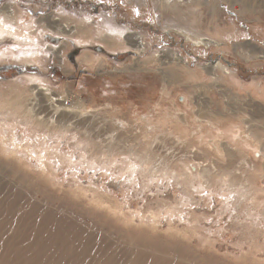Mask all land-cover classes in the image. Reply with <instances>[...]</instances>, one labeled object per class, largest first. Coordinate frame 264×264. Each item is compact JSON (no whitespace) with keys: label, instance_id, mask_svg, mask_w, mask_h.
Here are the masks:
<instances>
[{"label":"rangeland","instance_id":"rangeland-1","mask_svg":"<svg viewBox=\"0 0 264 264\" xmlns=\"http://www.w3.org/2000/svg\"><path fill=\"white\" fill-rule=\"evenodd\" d=\"M235 3L238 10L229 0H0L21 35L0 38V264H264V147L231 133L241 128L248 138L249 130L264 144V0ZM50 14L92 26L89 40H67L61 64L47 49L62 39L37 26ZM109 26L140 35L145 52L102 45ZM176 30L218 44L196 45ZM169 51L194 77L151 60ZM218 62L229 74L207 73ZM36 87L72 110L81 101L112 126L133 124L127 150L153 151L155 160L134 173L130 155L95 156L84 129L28 119ZM182 118L192 119L189 142L146 145L163 132L172 139L167 124ZM221 145L232 159L219 156ZM182 159L193 172L212 169L210 185L186 181ZM165 162L172 172L158 173ZM233 175L245 197L229 191Z\"/></svg>","mask_w":264,"mask_h":264},{"label":"bare ground","instance_id":"bare-ground-1","mask_svg":"<svg viewBox=\"0 0 264 264\" xmlns=\"http://www.w3.org/2000/svg\"><path fill=\"white\" fill-rule=\"evenodd\" d=\"M185 1V0H179ZM189 1V0H188ZM234 5V8L238 10V6L235 3L236 0H229ZM244 1V0H243ZM248 1V0H247ZM196 3V2H192ZM245 5V4H243ZM248 5V4H247ZM101 13V12H100ZM16 13L13 11L12 7L9 5H6L4 7H0V21L3 23H0V38L6 34L9 33L13 36H16L17 39H19L20 33H16L13 31L15 27V20H16ZM77 16V15H76ZM84 19V18H83ZM99 22V21H98ZM72 24H76V26H71ZM117 25V24H116ZM37 26L39 29L43 32H48L50 34V39L60 38L62 39V44L58 47L49 46L48 52L50 54H53L56 57V61L61 64V61L64 59V52L69 47L68 39L76 38L79 40V42H85L88 37L92 34V26L85 25V22H79L75 23L69 20L68 22L62 20L61 18L56 17L55 15H48L45 17H41L37 21ZM106 26V25H105ZM110 27V26H109ZM104 30L109 32L107 36L104 38H101L99 42L106 46L108 49L117 51L119 48L121 49H132L136 52L143 53L145 52V46L142 42L141 36L138 34L130 33L128 32L127 28L119 27V26H112L110 28L104 27ZM169 31V30H168ZM128 32V33H126ZM167 32V31H166ZM179 35H183L186 37L188 41L194 42L196 45L205 46L208 47L209 45L218 44L214 40H211L207 37L203 38L202 36H195L191 32L183 31V30H176ZM94 34V32H93ZM98 34V33H97ZM123 40H120V39ZM38 39V38H37ZM66 40V41H63ZM248 46V45H247ZM199 47V46H198ZM249 49V48H248ZM254 49L257 50L256 47ZM46 50V51H47ZM260 51V50H259ZM256 52V51H255ZM249 53V51H248ZM252 53V52H251ZM254 53V51H253ZM258 53V52H256ZM256 53L254 55H256ZM250 54V53H249ZM88 59H93V55L87 56ZM95 57V56H94ZM252 57V56H251ZM28 62H37L36 57H33L32 54L29 57ZM254 58V57H252ZM259 58L264 59V53L261 52ZM153 61H158L162 65L170 64L172 63L177 66L178 70H183L185 73L190 77H194V75H191L190 69L186 68L187 64H184V60L180 57V55L169 51L167 53L156 54L153 59ZM248 60V59H246ZM257 60V59H256ZM64 61V60H63ZM251 62V61H250ZM143 65L144 63H140L139 61H136L135 67ZM150 64V63H149ZM161 65V66H162ZM170 67V66H169ZM206 69V68H205ZM216 69H220L225 74H229V70L223 66L220 62L216 64V66L208 67L207 73L209 75H214ZM182 71V72H183ZM180 74V73H179ZM182 74V73H181ZM190 79V78H189ZM40 88V87H39ZM35 91V100L33 102H30L28 106L25 107L22 105L21 109L23 108L25 111L26 116L28 119L35 120L37 123H39L40 126L45 127L49 130L60 128L63 129L62 131L64 133L69 132L70 130H77V129H84V136L86 137L87 142L92 145V148L96 151L95 156H97L99 159L101 157H115L117 155H130L127 159H131L135 164L133 165V172H137V170L145 171L148 165L151 164V161L155 160L153 151H150L151 154L148 152L140 153L141 151H137V148L135 147L132 149L130 148L127 150V141H128V134H131L133 131L132 129H127L126 126L131 128L133 124H129L124 120H120L121 124L118 123V125L112 126L111 123L107 124V121L104 119V121H101L100 118L97 115H94L93 113L86 112L84 108L82 107V102L79 101L76 105V107L72 110L68 108L66 105V99L62 98L61 95H57L52 93L50 89H38L37 87L34 88ZM26 103V101H24ZM23 104V103H22ZM27 105V104H26ZM198 116L200 118L204 117V113L202 111L198 112ZM212 116V115H210ZM25 117V116H24ZM177 118V117H176ZM138 121V120H137ZM114 122V121H113ZM192 123V119L189 121H184L182 118V121H176L175 123H169L167 126L169 127L168 132H171L172 130L175 133H170L171 137L175 139H171L168 137V134L163 132L166 136L163 137H155L156 139H153L151 143H146L147 146H151L154 148V150H159L160 146H169L174 145L176 140L180 143L185 141H188V137L186 135L189 130L187 129L189 124ZM201 123V122H200ZM152 126V123H150ZM162 127V126H161ZM203 128V127H202ZM211 127L203 128V131L209 132ZM243 129L239 128L237 131H232V135L235 137V140H237V143L245 144L246 146H249L255 151L261 150L260 146L263 148L264 144H261V142H257L253 139H251L252 133L248 131L249 136L246 138L244 136ZM144 134H148V130H144ZM149 135L145 136L148 137ZM250 137V138H249ZM173 141V144H170L169 142ZM175 141V142H174ZM189 142V141H188ZM156 144V145H155ZM136 145H141L139 143H136ZM135 146V145H134ZM155 146V147H154ZM176 146V145H175ZM184 146V144H183ZM143 147V146H142ZM224 147V150H223ZM185 148V146H184ZM93 150V149H92ZM139 150V149H138ZM141 150V149H140ZM147 151V150H146ZM220 157H224V153L226 157L229 159L233 158V154H228V151L225 148V145H221V150H217ZM143 152V151H142ZM261 152H264L263 149ZM144 154V155H143ZM193 157V156H192ZM190 157L193 162H196L197 159L195 157ZM184 159V158H183ZM183 159L181 160L184 164V168L187 170L188 173L182 174L183 177H185L186 181L193 182L195 180H200L204 184L210 185L211 177L213 175L212 169L209 167L200 165V170L195 168V172L192 171V168L188 164H185L183 162ZM129 161L132 163V161ZM128 161V160H126ZM185 161V160H184ZM128 162V163H129ZM164 165V166H163ZM130 166V165H129ZM129 168V167H128ZM127 168V169H128ZM145 168V170H144ZM129 170V169H128ZM132 171V170H130ZM172 172L170 170L169 163L165 162L157 169V172ZM230 177V176H229ZM176 179L179 178L178 175L175 176ZM231 178L230 188L229 191L231 194L238 195L240 197H245L246 192V186L244 185L243 180L240 178L239 175H233ZM238 191V194L236 193ZM160 261L157 260L156 263ZM184 261V260H182ZM155 263V264H156ZM160 263V262H159ZM163 264V263H160Z\"/></svg>","mask_w":264,"mask_h":264},{"label":"snow or ice","instance_id":"snow-or-ice-1","mask_svg":"<svg viewBox=\"0 0 264 264\" xmlns=\"http://www.w3.org/2000/svg\"><path fill=\"white\" fill-rule=\"evenodd\" d=\"M0 23H3L2 21H0ZM13 31H15V29H13Z\"/></svg>","mask_w":264,"mask_h":264},{"label":"trees","instance_id":"trees-1","mask_svg":"<svg viewBox=\"0 0 264 264\" xmlns=\"http://www.w3.org/2000/svg\"><path fill=\"white\" fill-rule=\"evenodd\" d=\"M72 78H75V76H73Z\"/></svg>","mask_w":264,"mask_h":264}]
</instances>
